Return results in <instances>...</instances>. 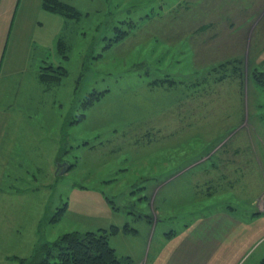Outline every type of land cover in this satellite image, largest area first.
I'll return each instance as SVG.
<instances>
[{"label": "rangeland", "instance_id": "obj_1", "mask_svg": "<svg viewBox=\"0 0 264 264\" xmlns=\"http://www.w3.org/2000/svg\"><path fill=\"white\" fill-rule=\"evenodd\" d=\"M66 1L78 17L0 0V144L23 123L18 141L36 146L0 167V188L18 193L2 217L4 264L39 257L65 232L112 225L116 253L150 264L163 228L169 236L222 209L224 219L264 218V0ZM28 29L48 52L45 94L26 68L31 50L13 46L29 43ZM57 152L69 164L60 174ZM231 219L224 232H236Z\"/></svg>", "mask_w": 264, "mask_h": 264}, {"label": "crops", "instance_id": "obj_2", "mask_svg": "<svg viewBox=\"0 0 264 264\" xmlns=\"http://www.w3.org/2000/svg\"><path fill=\"white\" fill-rule=\"evenodd\" d=\"M35 5V3H34ZM38 8V14L41 6V0H38V5H36ZM38 17H34V24H41V22H37ZM34 29V27H33ZM32 31L31 29L26 30L27 38H29L28 44H23L20 47H17L15 44L14 49H20L22 52H31L32 60L29 62V70L31 71V74L29 77L30 79H35V83L40 84L41 86V93L45 94V91L43 90L41 80L39 79H45L40 78V71L42 69V65H44V59L47 57L48 52L41 53L40 56V48L38 47L42 46V44H39V42H32V34L30 33ZM34 31V30H33ZM39 31V29H38ZM42 40V39H39ZM33 43V44H32ZM2 47V46H1ZM6 47V45H5ZM39 49V50H38ZM47 49L49 50V47L47 46ZM35 53H38L35 55ZM40 56V57H39ZM38 59V62L33 63V59ZM2 62V59H0V64ZM43 62V63H39ZM27 61H23V64L19 63L17 65V70H19L18 75L20 76L19 79H28L29 77H25L24 71L26 68L23 66L27 64ZM49 66V63L47 64ZM25 69V70H24ZM7 77L3 73V77L1 79H6ZM29 82V79H28ZM17 110V117L24 116L25 112L22 111V109H16ZM21 112V113H20ZM27 115H31L26 113ZM28 125H25L23 123H20L18 129H26ZM33 127V125H31ZM18 127V126H17ZM35 128V127H33ZM18 129H15V126L13 125V132L10 135V139L8 142H3L0 144V167L2 170V167L4 164L9 162V159H12L13 162L17 160L19 157L18 153L21 150V155L23 157L24 150L23 148L28 149L31 148L33 150L36 146L29 144H24L22 142L18 141ZM28 130V129H27ZM30 130V129H29ZM33 140V137H31ZM41 137H34V140H40ZM21 143V144H19ZM40 146V145H39ZM54 147L59 148V143H55ZM40 148V147H38ZM27 156H29L27 154ZM32 157V156H31ZM56 161H62L60 156H58V152L56 153L55 157ZM11 163L8 167L9 171L11 172ZM18 164V163H16ZM2 173V171H0ZM2 176V174H1ZM15 190L9 189V188H0V228L2 227V224H4V221L2 222L3 212H14V209L17 208V202L10 199L12 196L18 195L15 194ZM6 200L5 207L3 206V200ZM3 206V207H2ZM223 211H219L216 213H211L209 218H212L209 220V222H206L205 218L202 216L201 219H196L193 224H190V222L182 223L181 229L177 230L179 228L178 226L173 230V234L169 236L165 235V229H162V232L154 238V244L155 249L152 250L151 257H150V264H219L222 261V258L224 256H227V250L228 248H236L234 253H236L235 257L232 260V263L230 264H236L238 261L243 259L245 256L248 255V253L254 248L259 246L264 239V218H254V219H235L233 217H229L227 219H224V209ZM13 217V215H12ZM214 217H221L218 221L213 220ZM229 218H232L233 220V226L237 228L236 232L237 234L231 232H224V227H226V224L228 223ZM206 223V224H205ZM12 222L10 221V226ZM198 226V227H196ZM203 226H208L209 232L201 233V228ZM222 226V227H220ZM196 227V229L193 230V228ZM131 232L136 233L137 228L132 227ZM199 228L200 230H197ZM242 229V231H240ZM124 230V229H123ZM124 232H129L125 231ZM209 233V234H208ZM153 232L149 236L148 240L145 241L144 247H147V245L153 246ZM1 236V233H0ZM206 237H208L211 241H207ZM3 241H0V247H2ZM145 252V250H144ZM9 254V253H5ZM127 255V254H126ZM12 256V255H11ZM264 257V251L260 255L259 261L256 263L258 264L261 259ZM8 256H4L3 252L0 253V264H4L5 259H8ZM11 259L9 260V262Z\"/></svg>", "mask_w": 264, "mask_h": 264}, {"label": "trees", "instance_id": "obj_3", "mask_svg": "<svg viewBox=\"0 0 264 264\" xmlns=\"http://www.w3.org/2000/svg\"><path fill=\"white\" fill-rule=\"evenodd\" d=\"M41 6L66 17H78L79 10L66 0H41ZM118 230L115 225L97 230L69 231L46 244L39 257L19 258L18 264H127L109 244L110 236ZM55 247V252L52 249ZM54 257V258H52ZM37 258V260H36ZM50 258L54 259L53 262Z\"/></svg>", "mask_w": 264, "mask_h": 264}, {"label": "water", "instance_id": "obj_4", "mask_svg": "<svg viewBox=\"0 0 264 264\" xmlns=\"http://www.w3.org/2000/svg\"><path fill=\"white\" fill-rule=\"evenodd\" d=\"M69 164L62 162V161H57V174H60L62 171H65L68 169Z\"/></svg>", "mask_w": 264, "mask_h": 264}]
</instances>
